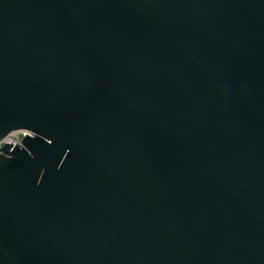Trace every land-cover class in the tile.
<instances>
[{
  "label": "water",
  "instance_id": "obj_1",
  "mask_svg": "<svg viewBox=\"0 0 264 264\" xmlns=\"http://www.w3.org/2000/svg\"><path fill=\"white\" fill-rule=\"evenodd\" d=\"M0 264H264V0H0Z\"/></svg>",
  "mask_w": 264,
  "mask_h": 264
},
{
  "label": "built area",
  "instance_id": "obj_2",
  "mask_svg": "<svg viewBox=\"0 0 264 264\" xmlns=\"http://www.w3.org/2000/svg\"><path fill=\"white\" fill-rule=\"evenodd\" d=\"M18 133H21V136L22 137L24 135L23 132L20 131H15V132H12L8 135H6L5 137H3L2 139H0V148L5 144V143H10L12 145L14 144H18V138H17V135ZM26 133V132H25Z\"/></svg>",
  "mask_w": 264,
  "mask_h": 264
},
{
  "label": "rangeland",
  "instance_id": "obj_3",
  "mask_svg": "<svg viewBox=\"0 0 264 264\" xmlns=\"http://www.w3.org/2000/svg\"><path fill=\"white\" fill-rule=\"evenodd\" d=\"M20 136H21V133H18V135H17L18 140H20V138H21Z\"/></svg>",
  "mask_w": 264,
  "mask_h": 264
},
{
  "label": "bare ground",
  "instance_id": "obj_4",
  "mask_svg": "<svg viewBox=\"0 0 264 264\" xmlns=\"http://www.w3.org/2000/svg\"><path fill=\"white\" fill-rule=\"evenodd\" d=\"M21 132L25 133V131H24V130H21Z\"/></svg>",
  "mask_w": 264,
  "mask_h": 264
}]
</instances>
